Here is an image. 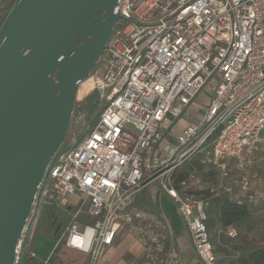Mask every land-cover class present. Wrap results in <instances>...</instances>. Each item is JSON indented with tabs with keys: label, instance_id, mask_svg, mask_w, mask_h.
Returning <instances> with one entry per match:
<instances>
[{
	"label": "built area",
	"instance_id": "2783aa9c",
	"mask_svg": "<svg viewBox=\"0 0 264 264\" xmlns=\"http://www.w3.org/2000/svg\"><path fill=\"white\" fill-rule=\"evenodd\" d=\"M118 11L102 68L83 82L84 98L97 93L103 109L82 141L53 158L25 233L51 195L60 207L77 208L75 218L88 219L72 222L64 240L88 264H97L122 231L142 244V264H186L162 215L123 214L139 193L154 189L176 207L198 262L215 264L205 204L185 192L197 180L189 175L177 183L176 175L202 154L201 165L225 180L230 164L248 171L264 145V0H122ZM209 83L215 89L208 105L194 107ZM189 113L198 114L195 122L171 134ZM262 199V191L248 196ZM21 248L22 241L15 264Z\"/></svg>",
	"mask_w": 264,
	"mask_h": 264
},
{
	"label": "water",
	"instance_id": "95a60500",
	"mask_svg": "<svg viewBox=\"0 0 264 264\" xmlns=\"http://www.w3.org/2000/svg\"><path fill=\"white\" fill-rule=\"evenodd\" d=\"M122 0H18L0 28V264H15L38 187L100 63Z\"/></svg>",
	"mask_w": 264,
	"mask_h": 264
},
{
	"label": "trees",
	"instance_id": "16d2710c",
	"mask_svg": "<svg viewBox=\"0 0 264 264\" xmlns=\"http://www.w3.org/2000/svg\"><path fill=\"white\" fill-rule=\"evenodd\" d=\"M17 2L18 0H0V28ZM83 91L79 95H82ZM102 109L103 107L98 101L97 93H92L80 105L74 103L72 123L75 125L81 118L87 121L89 125V129L85 131L87 136L97 122ZM77 129L79 132L81 125L74 130ZM71 130L72 127L68 130L67 136L55 157L71 150L79 143L78 141L77 144L69 146V132ZM180 170L176 175L177 183L187 179L189 176V174L180 173ZM231 170L233 171L229 167L228 177L224 180L226 184L229 178L232 179L233 183H238L240 180V175L236 172L231 173ZM238 190L239 187L232 189L225 185L220 188H212L208 185L200 188L188 187L185 192L195 195L205 204L206 229L209 242L214 249L215 264H264V236H250L254 225H264V199L257 203L250 202L248 200L250 193L246 192L244 195H240ZM132 208L158 217L164 213L169 218L167 212L159 203L157 193H152L150 189L142 191L134 198ZM76 211L77 208L74 207H60L51 195L43 198L36 210L31 226L22 238V248L17 264H60L58 255L60 248L64 245L68 226L74 221H88L84 216L75 218ZM230 230L235 232V237L231 238L228 236V231ZM123 233L125 231L120 232L115 237L113 245L120 242L125 236ZM40 238L57 244L53 255L46 263L38 261L31 253L33 245ZM168 244L169 242L166 246ZM144 257L145 254L143 253L136 260L137 263L142 264ZM124 259L127 261L133 260L128 256H125ZM85 264H88V259Z\"/></svg>",
	"mask_w": 264,
	"mask_h": 264
},
{
	"label": "rangeland",
	"instance_id": "374dc122",
	"mask_svg": "<svg viewBox=\"0 0 264 264\" xmlns=\"http://www.w3.org/2000/svg\"><path fill=\"white\" fill-rule=\"evenodd\" d=\"M102 68V65H98L94 69V73L99 71ZM215 89V83H209L207 84L204 89L202 90V94L200 97H198L196 100H194V104L197 108L204 107L208 105L209 100L212 98L213 93ZM80 94V93H79ZM78 94V100L76 99L74 103L80 105L82 102L86 100L84 98L85 95H79ZM198 117L197 113H192L187 117L181 118L173 127L171 130V134L181 133L188 124L194 123L196 118ZM73 120V118H72ZM71 120L70 128L72 127V130L69 132V146H73L78 143V141H82L86 137L85 131L89 129V125L87 121H85L83 118L80 119V121H77L74 125ZM81 130L78 132L77 130H74L77 127H80ZM69 128V129H70ZM202 157V154L195 155L191 160L186 162V164L182 167L180 170V173H185L189 175H194L196 177L197 182H194L193 184H190L188 186L189 188H200V187H206L210 185L212 188H220L222 186H228L230 188L239 187V190L243 188H246L245 193H253L254 191H262L264 192V145L259 146L258 150L251 156L249 159L250 165L245 173H242L234 167V164H230V169H233L231 173H238L240 175V180L238 183H233L232 179L229 178L227 180V184L224 182V180L220 179L217 174H215L210 168L202 166L200 164V159ZM238 190V191H239ZM154 193L155 191H151ZM159 199V196H158ZM133 203V202H132ZM136 210L132 208V204L124 211V215L128 214L130 211ZM124 235H128V232L123 233ZM250 236L257 237V236H264V225H254L252 228V231L250 233ZM171 243V242H170ZM172 244V243H171ZM101 257V256H100ZM133 259V258H132ZM125 260V259H124ZM137 259H133L131 261L125 260L126 264H132Z\"/></svg>",
	"mask_w": 264,
	"mask_h": 264
},
{
	"label": "crops",
	"instance_id": "0c3cea01",
	"mask_svg": "<svg viewBox=\"0 0 264 264\" xmlns=\"http://www.w3.org/2000/svg\"><path fill=\"white\" fill-rule=\"evenodd\" d=\"M194 107H196L195 104ZM151 191L155 190L151 189ZM159 203L169 216L168 218L164 213H162V216L167 219L171 228V245L174 247L184 263L200 264L193 252L190 236L177 212L176 207L166 198H159ZM56 247V243L40 238L33 245L31 253L35 259L42 263H46L53 255ZM143 253L144 248L142 244L136 239V237L128 234L123 236L120 242L116 245L105 249L97 264H126L124 260L125 256L138 259L143 255ZM58 259L60 264H85L87 256L79 251L68 249L63 245L60 248Z\"/></svg>",
	"mask_w": 264,
	"mask_h": 264
},
{
	"label": "bare ground",
	"instance_id": "6f19581e",
	"mask_svg": "<svg viewBox=\"0 0 264 264\" xmlns=\"http://www.w3.org/2000/svg\"><path fill=\"white\" fill-rule=\"evenodd\" d=\"M82 90H84L82 95H85V94L89 91L87 83H83V84L81 85V87L79 88L78 94H79Z\"/></svg>",
	"mask_w": 264,
	"mask_h": 264
}]
</instances>
